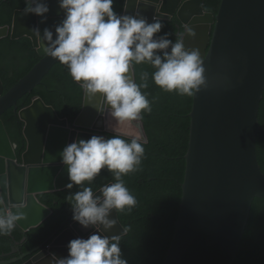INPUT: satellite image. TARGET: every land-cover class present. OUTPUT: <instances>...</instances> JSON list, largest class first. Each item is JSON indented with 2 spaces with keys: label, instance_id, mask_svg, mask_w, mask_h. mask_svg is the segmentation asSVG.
Listing matches in <instances>:
<instances>
[{
  "label": "water",
  "instance_id": "obj_1",
  "mask_svg": "<svg viewBox=\"0 0 264 264\" xmlns=\"http://www.w3.org/2000/svg\"><path fill=\"white\" fill-rule=\"evenodd\" d=\"M47 3L50 11L46 22L41 23V17L35 14L18 11L12 27H0V40L10 35L13 40L29 38L41 59L6 94L0 79V212L18 215L15 225L25 233L53 215L39 195L65 190L70 182L59 153L73 140L90 139L94 135L91 131L104 129L99 126L100 120L108 117L106 111L101 114L84 101L83 111L71 124L37 98L18 113L27 142L22 163L18 162L16 146L2 116L14 107L17 111L19 101L59 64L37 49L30 31L38 26L43 35L45 27L63 19L57 0ZM204 4V0H126L124 9V14L139 11L149 23L154 16L163 21L177 16L185 29V47L193 37L187 34L186 27L196 30L204 59L207 87L193 95L183 199L164 264H235L254 201L264 198V172L257 152L258 136H264L259 120L264 97V0H222L216 16L206 12ZM115 129L118 132L112 133L123 136L139 132L149 142L143 122L139 129L128 123L115 125ZM124 130L129 132L123 133ZM110 218L117 223L107 234L124 236L119 212L113 210ZM72 227L84 239L91 235L79 223ZM75 238L78 237L74 231L67 229L50 247L41 244L0 264H17L35 253L24 264H54L53 254L66 257L67 245Z\"/></svg>",
  "mask_w": 264,
  "mask_h": 264
},
{
  "label": "clouds",
  "instance_id": "obj_2",
  "mask_svg": "<svg viewBox=\"0 0 264 264\" xmlns=\"http://www.w3.org/2000/svg\"><path fill=\"white\" fill-rule=\"evenodd\" d=\"M24 2L25 7L20 10L23 15L31 13L41 17V23L47 21L46 14L50 11L47 0H24ZM147 2L148 0H145V3ZM57 3L64 12L63 19L59 23L45 27L43 35L38 26L30 29L35 37L37 49H42L45 56L54 58L67 69L72 80L80 85L84 101H87L89 106L101 114L107 112L108 117L103 116L99 126H104L105 130L111 132L104 129L91 131L90 133L94 135L90 139L73 140L59 153L61 163L67 166L70 180L66 188L71 190L78 187L79 190L70 193L67 197L72 207L74 221L43 243L44 248L50 247L56 237L69 229L74 231L78 238L69 241L66 257L57 258L53 254L54 264H128L120 246L121 238L128 234V229L121 221L120 212H131L138 201L126 186L124 177L141 169L145 157L144 144L150 143L143 116L144 113H151L152 103L156 99L154 97L150 101L148 93L142 90L149 87L150 77L162 92L175 93L179 96L191 97L202 87L206 88L204 59L198 48L199 35L196 30L194 32L186 27L187 34L193 36L186 48L185 29L181 21L183 31L175 33L176 39L173 41L169 38L172 33L159 34L164 25L161 22L163 20L158 17L154 16L153 21L149 23L147 17L139 11L134 14H124L126 0L123 13L114 10V0H57ZM137 65H148L154 70L151 73L146 70L140 71L139 83L136 74ZM77 117L73 122L68 118L62 119H68L69 123L74 124ZM141 122L149 139L148 143L139 132L133 136L112 133L118 132L115 125L135 124L139 129ZM128 132V130L123 131V133ZM102 170H107L115 182L104 184L98 191H94L91 184L100 176ZM2 203L0 201V204ZM113 210L119 212V219L124 227L123 234L126 233L122 237L107 234V231L117 223L116 219L110 218ZM19 218L11 211L0 212V235L10 234L17 226L15 223ZM77 223L82 226L85 233H91L87 239L82 238L80 232L72 227ZM35 254L29 256L30 259Z\"/></svg>",
  "mask_w": 264,
  "mask_h": 264
},
{
  "label": "trees",
  "instance_id": "obj_3",
  "mask_svg": "<svg viewBox=\"0 0 264 264\" xmlns=\"http://www.w3.org/2000/svg\"><path fill=\"white\" fill-rule=\"evenodd\" d=\"M124 2L125 0H114L113 8L117 13H123ZM221 3L222 0H205V10L217 15ZM24 7V0H3L0 6V27L12 26L15 13ZM161 22L164 27L159 34L172 33L169 38L173 41L176 39L175 33L183 31L178 17ZM39 62L40 58L31 40L25 38L13 41L11 37L0 40V78L4 83L5 93ZM142 70L149 73L154 71L148 65H137L138 83ZM142 91L148 93L150 101L156 98L152 103L151 113H144L143 116L150 143L144 144L145 157L141 169L124 177L126 186L138 203L131 212H120L121 221L128 229V234L121 238L120 246L128 264H164L175 236V223L180 215L183 198L193 96L162 92L151 77L149 87ZM37 97H41L47 105L55 108L61 118H68L70 122L81 112L84 101L80 85L72 80L64 66L56 64L43 82L19 101L17 111L12 108L2 116L11 140L17 146L19 162H22L27 142L23 135L24 122L18 113L31 105ZM259 119L264 126V98ZM257 150L264 171L263 135L258 137ZM114 182L113 176L107 170H102L91 187L98 191L102 185ZM78 190V187H74L71 190L40 195L41 202L51 208L54 214L40 227L28 233L15 226L10 234L0 235V261L18 258L45 243L57 231L66 229L74 221L67 197ZM14 250L17 252L13 253ZM30 258L27 257L18 264ZM235 264H264L263 199H256L254 202Z\"/></svg>",
  "mask_w": 264,
  "mask_h": 264
}]
</instances>
